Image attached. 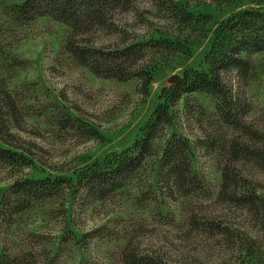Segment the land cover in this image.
I'll return each mask as SVG.
<instances>
[{
	"label": "rangeland",
	"instance_id": "rangeland-1",
	"mask_svg": "<svg viewBox=\"0 0 264 264\" xmlns=\"http://www.w3.org/2000/svg\"><path fill=\"white\" fill-rule=\"evenodd\" d=\"M21 1L0 0V77L7 81L19 115L18 122L7 118L9 134L4 138L0 134V146L17 151L31 164L0 163V197L20 179L65 177L75 181L88 166L131 147L142 136L162 90L170 87L169 81L183 78L186 68H208L205 58L215 22L253 5L249 0L229 4L177 0L189 13L209 20L187 29L173 25L144 0H139L133 11L118 14L117 22L140 40L167 36L180 46L176 55L156 57L154 82L149 95H143L138 80L123 83L98 78L75 62L65 48L70 32L67 26L48 17L30 24L18 22L14 7ZM107 39L100 36L98 41ZM252 61L254 72L246 86L250 104L246 121L264 136V53ZM234 79L237 82L236 75ZM173 112L174 131L190 140L205 193L179 203L164 198L156 186V166L151 159L136 187L106 202L81 208L80 195L63 197L22 214L11 230L0 221V249L4 243L18 244L33 235L43 237L37 241L44 245L38 252L43 262L49 252L51 264H123L122 250L131 238L148 250L181 237L192 207L218 209L225 220L259 237L249 216L216 203L223 169L230 162V145L235 140L247 142L248 136L224 125L216 115L214 101L205 95L185 97ZM238 167L264 195V172L247 164ZM94 231H98L96 236ZM67 236L70 239L65 241ZM194 245L185 244V252ZM230 253L220 251L216 259L229 261Z\"/></svg>",
	"mask_w": 264,
	"mask_h": 264
},
{
	"label": "trees",
	"instance_id": "trees-1",
	"mask_svg": "<svg viewBox=\"0 0 264 264\" xmlns=\"http://www.w3.org/2000/svg\"><path fill=\"white\" fill-rule=\"evenodd\" d=\"M139 0H22L14 7L18 22L30 24L41 18L67 26L70 30L66 51L80 66L98 78L127 83L139 81V91L149 95L157 56H173L180 51L176 40L167 37L133 35L117 22L118 14L135 9ZM170 19L178 28L208 23L189 13L177 0H144ZM232 3L235 0H219ZM228 18L216 21L211 47L205 61L208 68H186L177 85L162 90L159 104L144 127L143 134L131 147L96 162L82 170L74 181L65 177L25 178L14 182L0 197V221L9 230L18 217L39 204L60 198L82 197V206L106 202L127 188L136 187L139 175L153 159L157 187L171 202L199 197L206 186L195 169V154L190 140L174 131L173 109L188 96L200 94L211 98L218 119L226 126L248 136L247 142L235 140L230 145V162L223 169V181L216 203L230 211L245 213L259 237L232 222L211 207L188 209L183 235L159 247L142 250L133 239L122 250L123 264H264V195L242 173L240 164L264 172V136L248 126L250 104L246 86L254 65L252 58L264 53V0H249ZM100 36L108 38L98 41ZM236 75L237 82L232 80ZM7 118L19 121L18 106L7 81L0 77V134L8 132ZM71 124V123H70ZM69 123L67 125L70 126ZM0 163L31 164L23 155L0 146ZM197 206V205H195ZM98 231L92 235L96 236ZM70 236V235H69ZM41 236L27 235L23 242L9 241L0 249V264H51V253L43 262L38 252ZM72 238L76 239L74 236ZM70 237H65L68 241ZM193 242L185 252V244ZM231 252V260L217 257ZM200 252V253H199Z\"/></svg>",
	"mask_w": 264,
	"mask_h": 264
},
{
	"label": "water",
	"instance_id": "water-1",
	"mask_svg": "<svg viewBox=\"0 0 264 264\" xmlns=\"http://www.w3.org/2000/svg\"><path fill=\"white\" fill-rule=\"evenodd\" d=\"M181 78L180 77H173L170 81H169V86L172 87L174 85H177L180 82Z\"/></svg>",
	"mask_w": 264,
	"mask_h": 264
}]
</instances>
